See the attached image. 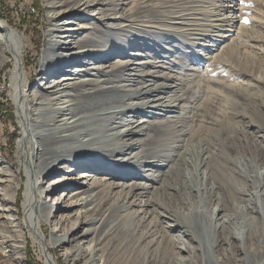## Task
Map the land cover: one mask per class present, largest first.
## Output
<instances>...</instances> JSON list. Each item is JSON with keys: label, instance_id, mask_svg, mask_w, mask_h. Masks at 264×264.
I'll use <instances>...</instances> for the list:
<instances>
[{"label": "bare ground", "instance_id": "1", "mask_svg": "<svg viewBox=\"0 0 264 264\" xmlns=\"http://www.w3.org/2000/svg\"><path fill=\"white\" fill-rule=\"evenodd\" d=\"M44 1L52 11L46 46L39 58V73L44 76L38 74L37 79L42 81L30 91L25 88L34 68L26 66L25 37L0 19V73L12 63L7 85L22 125L16 153L18 167L0 154V250L10 264H24L28 239L39 250L44 264H264V235L254 223L264 216V203L255 204L253 192L243 186V175L218 151L211 134L206 142L198 141L196 160L186 143L176 142L186 134L179 124L184 117L182 107L178 109L182 98L175 93L165 98L161 93L177 85L166 83L169 79L155 83L153 78L141 77L138 81L129 76L116 81L114 76L124 75L129 64L137 65L129 69L139 70L149 63L144 60L116 61L105 69L91 67L94 61L80 63L83 55L90 60L108 57L102 56L109 49L103 46L108 26L126 28L139 23L140 27L159 29L158 37L167 40L169 30L184 25L181 19L172 20L171 27L158 26L161 12L151 10L147 0L138 2L144 5L137 4L129 12L119 11L118 6L108 7L103 0ZM223 1L230 3L221 5L231 11L232 0ZM144 6L150 11L140 15L138 8ZM170 18L167 16L168 21ZM229 19H224L228 29L221 28L224 32L216 34L221 45H217L214 56L223 65L235 59L232 37L241 29H233ZM86 30L88 34L78 37ZM97 73L102 74L98 79L87 78ZM144 75L154 74L148 71ZM123 92L128 95L121 98ZM146 108L160 112L146 111L148 118L137 120L135 113ZM128 111L133 119L122 118ZM224 127L215 129L217 137ZM137 147L139 150L133 152ZM128 149L131 152L125 151ZM91 150L97 154L86 155ZM127 153L129 157H115ZM108 156L100 162L99 158ZM112 161L118 165L110 167ZM129 165L143 169L132 170ZM157 168L162 169L160 175ZM73 172L77 174L71 175ZM130 176L144 181L121 183ZM112 183L123 190L116 201L110 196ZM259 187L263 196L264 183ZM60 189L61 193L49 197ZM19 191L21 201L17 206ZM165 192L174 199L173 205L163 201ZM241 208L246 211L240 213V227L235 231L230 215ZM123 210L124 214L110 225V218ZM131 213L138 222L127 221ZM52 217L55 225L48 237L43 225ZM67 223H71L70 228L62 231ZM126 233L132 244L123 259L110 250V243L113 237ZM162 242L169 247L166 256H159L157 251Z\"/></svg>", "mask_w": 264, "mask_h": 264}, {"label": "rangeland", "instance_id": "2", "mask_svg": "<svg viewBox=\"0 0 264 264\" xmlns=\"http://www.w3.org/2000/svg\"><path fill=\"white\" fill-rule=\"evenodd\" d=\"M103 1L108 7L118 6L119 11L126 10L129 12L131 8H135L133 6H137V4H140L138 2L142 0ZM221 2L230 4L223 0H147L148 7L151 10L157 8L161 12L160 18L156 20L158 26L171 27L172 20L178 19H181L184 25L177 29L169 30L167 32L168 38L165 40L158 37L159 29L146 26L140 27L139 23L137 25L136 23L127 25L126 28L120 27L119 24H114L108 26L109 30H107V35L104 37L103 46H108L109 49L105 50L102 56L108 55V57L90 60L87 55H83L79 60L80 63L82 61H94L90 66H101L103 67L102 69L114 62L116 63V61L127 59L148 61L149 63H145L140 68L141 70L129 69L137 66L129 64V68L124 71V75L118 74L114 78L116 81L121 80L125 76L132 77L138 81L142 79L141 77H144L145 80L153 78L155 83L166 82L169 79L171 81L166 83L177 85V88L169 92L168 89H165L166 93H161L165 98L171 93L181 95L180 97L182 98L178 109L182 107L183 111L181 109L180 111L184 113V117L179 124L182 132L186 131V134L183 133L181 141L176 142L186 143L189 153L196 160L199 150L198 141L206 142L209 134L215 137L214 142L217 144L218 151L226 156L232 166L235 169L237 168L239 173L243 175L245 190L253 192L255 204L261 206L264 203V194L263 196L260 195L259 190V185L264 183V0H232L231 4L233 7L228 8L231 10L229 12L224 9L225 7L221 5ZM140 5L144 4L141 3ZM138 9L141 12L140 15H145L149 10H146L145 6L142 9L141 7ZM53 10L55 9L53 8ZM51 13L52 11L49 10L44 0H0V19L5 20L9 25L16 28L23 35V38L25 37L26 45L23 52L27 62L26 66L31 68V70L34 68L31 72V77L28 78L26 83L25 91H30L37 86L38 82L42 81L37 79L40 75L39 58L41 50L46 46V33L51 22ZM166 14L171 16L169 21ZM79 16H76L75 21ZM193 16L198 18H193ZM238 17L240 19L236 24L235 21ZM226 18L232 20L233 29H237L239 26L241 29L235 31L232 37L234 38L233 43L237 51L235 59H231V63L223 65L220 64L214 55L217 52L215 49L217 48L218 50L217 45H221L216 34L224 32L221 28L228 29L229 27L226 25L228 21H224ZM93 22L99 24L97 20ZM187 28L189 29L187 30L188 34L185 35L184 31ZM88 32L89 30H86L78 37L84 36ZM134 52L135 54L139 53V55H134ZM11 64L9 62V67L5 66L4 71L0 73V154L5 155L8 162H12L17 168L16 153L22 125L18 121L15 105L10 99V91L7 85ZM96 71L91 70V72ZM148 71L153 72L154 75H144ZM128 73L130 75H125ZM101 75V73H97L95 76H87V78L98 79ZM168 75L169 77H167ZM40 76L43 77L44 74ZM122 82L126 81L122 80ZM134 83L136 81L132 82V87H135ZM147 83L150 82L148 81ZM125 95H128V93H121V98ZM134 100L137 102L141 101V99L137 98H134ZM146 111L160 112L157 109L146 108V110L135 113L137 120L148 118L145 116L148 115ZM180 111L178 110V112ZM130 114L131 112L128 111L122 118L128 119L131 117L133 119L132 116H128ZM118 121H122V119ZM219 125H224L225 127L222 130V134L217 137L215 129ZM114 131L116 130L109 133ZM148 134H153V132L149 131ZM138 137L144 138L147 137V134ZM137 149L139 150V147L135 148L133 152H137ZM125 151L131 152L129 149ZM90 154H97V152L91 150L86 153V155ZM128 154H117L115 157L121 159V157H129ZM115 157H112V159ZM107 158L110 157L99 159L102 162ZM117 165L118 163L112 161L110 167H116ZM195 166L197 167V164ZM129 167L132 170L143 169L142 166L129 165ZM18 170L20 169L18 168ZM157 171L156 173L159 175L162 173V169L157 168ZM73 173L71 175L77 174V172ZM61 175L62 172L58 173L57 177ZM198 180L202 182L200 176ZM131 181L143 182L144 180L130 176L121 180V183L125 184ZM119 187L116 183H112L109 186L112 200L116 201L122 195L123 190H117ZM62 190L51 193L49 197L56 193H61ZM162 199L171 205L174 203V199H171L167 192L162 193ZM20 201L21 196L19 193L18 204ZM96 205L100 206L101 204L97 203ZM245 211L244 208L243 210L241 208L240 211L231 213V228L233 230L238 231L240 213H245ZM124 212L125 210L112 216L110 225L114 224L115 219H119ZM255 215H258V213H255ZM122 218L124 219V216ZM249 218V221H252L250 216ZM128 220H130L131 224L138 222L137 217L133 216L132 213L127 218ZM54 222V217H52L51 221L43 225V231L48 237L49 232L55 225ZM254 223L264 235V216L255 220ZM70 226L71 223H67L65 227H62V231L70 228ZM126 235L127 233L125 235H117L113 237L110 243V250L116 252L117 256L123 259L130 253L129 246L132 244L131 238ZM28 241L29 247L28 252L25 254L24 264H44L45 262L41 254H39V250L30 245V239ZM40 247L42 249V244H40ZM158 250L159 256H166L168 255L169 247L165 245V242H162ZM43 254H45L44 250ZM164 260L166 261V259ZM115 261L118 262V258ZM0 264H10L9 258L5 257L1 250ZM60 264L62 263L60 262ZM63 264L66 263L63 262ZM119 264H124V261Z\"/></svg>", "mask_w": 264, "mask_h": 264}, {"label": "trees", "instance_id": "3", "mask_svg": "<svg viewBox=\"0 0 264 264\" xmlns=\"http://www.w3.org/2000/svg\"><path fill=\"white\" fill-rule=\"evenodd\" d=\"M6 67H9V65H7ZM19 193H20V191H19ZM19 196V195H18ZM17 204H18V202H17ZM28 247H29V245H27V250H26V252H28Z\"/></svg>", "mask_w": 264, "mask_h": 264}]
</instances>
